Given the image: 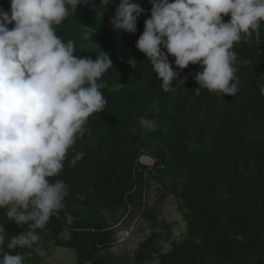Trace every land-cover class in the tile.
Wrapping results in <instances>:
<instances>
[{"label": "trees", "instance_id": "16d2710c", "mask_svg": "<svg viewBox=\"0 0 264 264\" xmlns=\"http://www.w3.org/2000/svg\"><path fill=\"white\" fill-rule=\"evenodd\" d=\"M0 187V264H264V0H0Z\"/></svg>", "mask_w": 264, "mask_h": 264}, {"label": "rangeland", "instance_id": "374dc122", "mask_svg": "<svg viewBox=\"0 0 264 264\" xmlns=\"http://www.w3.org/2000/svg\"><path fill=\"white\" fill-rule=\"evenodd\" d=\"M30 131L32 129L28 127ZM144 165H150L152 162L147 159L141 160ZM157 187L151 185L145 191L143 200L144 207L150 209L157 204L158 196ZM159 207L158 223L162 228H167L170 233L171 241L178 242L185 234V224L181 217L179 204L173 198H167ZM112 229L116 235L122 234V239L110 248L107 252L114 258L131 259L133 252L138 245L149 237L150 233L146 225L136 217L131 223L125 225L116 223ZM168 248V243L161 244V251L164 252ZM36 255L41 259L42 264H75L74 254L72 251L54 248L42 247L35 248ZM23 264V263H22ZM155 264V262L150 263Z\"/></svg>", "mask_w": 264, "mask_h": 264}, {"label": "clouds", "instance_id": "9594fccd", "mask_svg": "<svg viewBox=\"0 0 264 264\" xmlns=\"http://www.w3.org/2000/svg\"><path fill=\"white\" fill-rule=\"evenodd\" d=\"M142 159H149L152 163L150 164V165H144L143 163H141L142 161ZM138 163L140 164V165H142V166H146V167H150L152 164H153V161L149 158V157H147V156H141L140 158H139V160H138ZM122 223V221L121 222H119V224H121ZM113 230H115V229H113ZM123 237H122V234L121 233H118L117 235H116V233H115V235H114V240H115V243L114 244H116L117 243V241L118 240H121Z\"/></svg>", "mask_w": 264, "mask_h": 264}, {"label": "built area", "instance_id": "2783aa9c", "mask_svg": "<svg viewBox=\"0 0 264 264\" xmlns=\"http://www.w3.org/2000/svg\"><path fill=\"white\" fill-rule=\"evenodd\" d=\"M1 190H2V187H0V197H1Z\"/></svg>", "mask_w": 264, "mask_h": 264}, {"label": "bare ground", "instance_id": "6f19581e", "mask_svg": "<svg viewBox=\"0 0 264 264\" xmlns=\"http://www.w3.org/2000/svg\"><path fill=\"white\" fill-rule=\"evenodd\" d=\"M148 161H150L149 159H147Z\"/></svg>", "mask_w": 264, "mask_h": 264}]
</instances>
